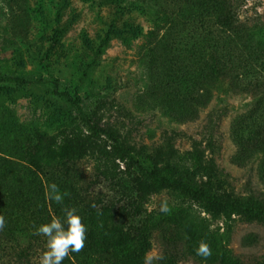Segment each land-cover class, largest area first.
Instances as JSON below:
<instances>
[{
	"label": "rangeland",
	"instance_id": "1",
	"mask_svg": "<svg viewBox=\"0 0 264 264\" xmlns=\"http://www.w3.org/2000/svg\"><path fill=\"white\" fill-rule=\"evenodd\" d=\"M164 1L0 0V200L13 196L18 202L31 169L24 155L38 138L62 146L77 141L85 152L75 160L80 178L71 182L57 174L51 179L61 203L44 182L48 204L72 208L86 190L93 197H121L116 185L121 177L141 190L140 219L152 243L146 264H195L165 224L182 207L208 218L213 230L230 231L229 248L243 262L264 264V215L243 208L211 213L202 200L160 187L122 156L114 161L118 179L104 180L102 151L113 150L115 143L90 131L68 97L53 92L57 81L58 90L87 100L84 113L91 122L130 148L147 169L169 177L165 165L172 157L203 152L229 175L231 200L264 210V155L241 161L234 134L236 120L256 98L234 92L226 82L208 83L200 93L196 80L174 78L176 70H184V40L173 45ZM237 2L246 46L263 52L264 0ZM206 181L202 174L194 179L203 189ZM163 204L168 212L161 211Z\"/></svg>",
	"mask_w": 264,
	"mask_h": 264
},
{
	"label": "trees",
	"instance_id": "2",
	"mask_svg": "<svg viewBox=\"0 0 264 264\" xmlns=\"http://www.w3.org/2000/svg\"><path fill=\"white\" fill-rule=\"evenodd\" d=\"M237 1L165 0L163 8L172 19L168 32L170 37L174 35L177 38L173 37V45L180 47L181 37L184 40L183 58L180 57L184 70L173 73L176 80L180 74L182 78L178 80L188 84L196 80L200 93L208 83L226 82L234 92L256 98L251 109L241 115L234 125L240 159L245 162L255 153L264 155V51L246 46L243 38L245 28L238 18ZM109 37L110 34L103 45H107ZM13 80L20 84L44 82ZM53 92L68 97L90 131L105 133L115 143L113 150L102 151L103 168H99V173L104 180L114 183L118 179L114 161L122 156L160 187L184 192L194 199L202 200L211 213L219 214V209L243 208L264 215L261 208L230 199L232 195L226 194V187L230 185L229 175L218 169L214 161L206 158L203 152L196 151L195 157H191L194 152L172 157L165 165L169 177L163 176L158 168L149 170L142 166L130 148L93 124L84 113L87 100L72 98L68 92L58 90L57 81L53 82ZM38 139V144L26 150L24 155L31 169L26 173V183L22 185L18 202L13 196L0 200V217L4 219V227L0 229L2 264L36 263L46 250V237L35 235L36 228L54 218L63 220L64 209L67 208L54 202L47 203L44 182L50 190L53 185L51 179L57 174L64 178L67 176L71 182L80 178L75 160L85 155L83 145L70 141L62 146L47 137ZM198 174L207 177V189L195 184L194 179ZM262 178L264 180V163ZM116 185H120L121 197H93L86 190L74 204L72 208L76 209V214L86 226L85 245L80 252L70 253L62 264H146V255L152 243L148 228L140 219L141 190L133 181L126 183L121 177ZM167 218V229L180 244L184 255L192 258L195 264H248L236 257L229 248L231 232L213 230L208 218L192 208H179ZM202 241L209 245L212 253L206 260L195 252Z\"/></svg>",
	"mask_w": 264,
	"mask_h": 264
},
{
	"label": "clouds",
	"instance_id": "3",
	"mask_svg": "<svg viewBox=\"0 0 264 264\" xmlns=\"http://www.w3.org/2000/svg\"><path fill=\"white\" fill-rule=\"evenodd\" d=\"M53 199L61 203L63 197L57 186L51 185ZM162 212H168L166 204L161 205ZM4 227V219L0 217V229ZM35 235L46 237V250L39 257V264H62L70 253H78L85 245L86 226L81 217L76 214L75 208H65L63 220L54 218L50 222L41 224L35 230ZM198 256L205 260L211 256V249L206 242H200L195 249Z\"/></svg>",
	"mask_w": 264,
	"mask_h": 264
}]
</instances>
